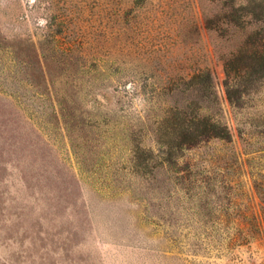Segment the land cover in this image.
<instances>
[{"label": "rangeland", "instance_id": "374dc122", "mask_svg": "<svg viewBox=\"0 0 264 264\" xmlns=\"http://www.w3.org/2000/svg\"><path fill=\"white\" fill-rule=\"evenodd\" d=\"M244 42L264 0H0V264H264ZM182 111L231 137L178 146Z\"/></svg>", "mask_w": 264, "mask_h": 264}, {"label": "trees", "instance_id": "16d2710c", "mask_svg": "<svg viewBox=\"0 0 264 264\" xmlns=\"http://www.w3.org/2000/svg\"><path fill=\"white\" fill-rule=\"evenodd\" d=\"M248 49H252L251 55L254 60L253 63L244 65V70L247 72L248 69L252 70L253 72H260V70L264 68V51L258 49L252 43L248 44V42H244L243 46H240L239 49L233 53L226 62V72L227 76L229 77V81L226 82V91L228 98L231 101H235L234 94L237 92V90L232 91L230 86V80L232 77L230 63L237 62L242 54ZM235 73H237V71H235ZM193 77L202 82L203 89H211L209 74L200 72ZM179 113L180 112H175L174 116H171L170 118V120L174 119V122L177 121L176 123L178 127H180V138L177 139L178 146H193L200 141L213 137L221 139H228L231 137L228 127L221 122L214 120L210 116L200 115L198 112L191 113L189 116V114L185 113L184 111H182L183 115L180 116Z\"/></svg>", "mask_w": 264, "mask_h": 264}]
</instances>
